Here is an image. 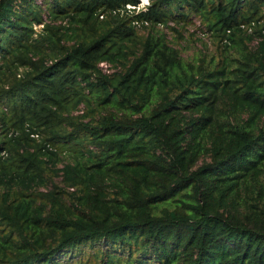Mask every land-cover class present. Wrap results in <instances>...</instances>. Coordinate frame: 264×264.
I'll return each instance as SVG.
<instances>
[{
  "label": "trees",
  "instance_id": "1",
  "mask_svg": "<svg viewBox=\"0 0 264 264\" xmlns=\"http://www.w3.org/2000/svg\"><path fill=\"white\" fill-rule=\"evenodd\" d=\"M139 3L0 0V264H264V0Z\"/></svg>",
  "mask_w": 264,
  "mask_h": 264
},
{
  "label": "rangeland",
  "instance_id": "2",
  "mask_svg": "<svg viewBox=\"0 0 264 264\" xmlns=\"http://www.w3.org/2000/svg\"><path fill=\"white\" fill-rule=\"evenodd\" d=\"M37 3H42V0H37ZM44 19H48L47 14H44ZM42 24L36 26L40 29ZM160 30L168 35L170 43L180 51L181 55L186 61H195L199 57H205L209 60L213 55H216L217 39L214 37L213 32L208 30L206 26L202 24L199 17H194L192 21L185 26V29L179 27V30L183 33V37L180 38L177 33L170 27L160 26ZM105 72H112V67L107 63V67H103ZM80 109H83L81 106ZM75 114L80 112L75 111ZM35 138H39L38 134L32 135ZM65 159H68L65 158Z\"/></svg>",
  "mask_w": 264,
  "mask_h": 264
},
{
  "label": "built area",
  "instance_id": "3",
  "mask_svg": "<svg viewBox=\"0 0 264 264\" xmlns=\"http://www.w3.org/2000/svg\"><path fill=\"white\" fill-rule=\"evenodd\" d=\"M150 2H151V0H140L139 5L136 7L137 10L139 11L140 9H146V7L150 4ZM128 8L132 9V8H135V6L128 4ZM100 66H101L102 70L105 72L103 67H107V62H101Z\"/></svg>",
  "mask_w": 264,
  "mask_h": 264
}]
</instances>
